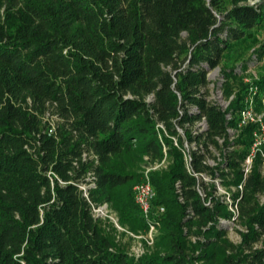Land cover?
<instances>
[{
    "label": "trees",
    "instance_id": "trees-1",
    "mask_svg": "<svg viewBox=\"0 0 264 264\" xmlns=\"http://www.w3.org/2000/svg\"><path fill=\"white\" fill-rule=\"evenodd\" d=\"M261 26L264 0H0V264H264L261 155L245 180L243 170L257 125L236 140L228 130L250 84L231 109L208 88L217 67L229 95L235 67L264 64V40L242 65L224 63ZM255 85L259 107L264 76ZM186 140L195 172L243 183L237 214L189 172ZM145 156L169 159L151 174L154 211L165 210L152 214L157 251L136 256L94 209L109 203L123 224L149 227L133 191ZM221 219L247 229L240 243Z\"/></svg>",
    "mask_w": 264,
    "mask_h": 264
},
{
    "label": "rangeland",
    "instance_id": "rangeland-1",
    "mask_svg": "<svg viewBox=\"0 0 264 264\" xmlns=\"http://www.w3.org/2000/svg\"><path fill=\"white\" fill-rule=\"evenodd\" d=\"M255 35H256V40L253 43H249L247 45H243L240 46L237 50H235L233 53L230 54V57H232V59L229 61L228 59L224 61V63L226 65H232L231 62L234 65H242V63H244L247 60L252 59L253 56V51L254 49L259 45V43L261 41L264 40V26L259 27L256 31H255ZM241 58V59H239ZM239 59V60H238ZM233 60V61H232ZM233 66V65H232ZM237 68V71L239 73L240 76V80L236 81V82H232V85H234L233 87V91L231 92V94H227V88L226 85L227 83V76H226V72L224 67H217L213 70H211L208 74V77L210 79V83H209V99L218 103L219 105H222L223 107H225L226 109H231L232 108V102L236 99V95L237 92L240 88H242V86L250 84V87L248 88V92L247 95L244 99L245 102V106L241 109H239L238 111H236L238 114L237 116V120L240 119V112L249 107L252 110H254L255 112H257L260 116L263 117L262 123H264V100H262L260 106L258 107L257 104V95L259 94L260 90L257 87L256 81H259L263 76H264V64L262 62H257L255 60H253L252 62H250V64H248L247 68L244 67H235ZM240 69V70H239ZM228 81H233V80H228ZM243 83H241V82ZM231 113H233L234 111L230 110ZM251 124H256L257 127L254 129V131L252 132V137L253 134L256 130L259 129V124L255 123V122H251L247 125H244L242 127L236 125L234 127V129L237 131V137H235L234 140L239 139L242 135V132L244 131V129ZM205 127L204 123H202L201 121H199L198 123H196V125H194L192 127V130L196 133V132H201V130ZM180 133L182 134L183 137H185V131L184 129L180 128ZM231 134L233 135V133L231 132ZM175 144H177V137L175 138ZM253 145V142H252ZM251 145V148H252ZM197 146L195 143H189L187 140L185 141V150L186 152H188V150H193L195 149ZM212 150V154L207 153V157H208V163L210 165H215L217 162H221L223 157L220 155V151L215 148L214 146L210 147ZM250 148V151H251ZM258 155H261L262 157V162H261V168L263 170L264 173V156L262 154V152H257L255 154L254 157V162L255 159ZM253 162V165H254ZM169 164V159H164L162 162H156V163H150L148 160V157L145 156V162L142 164V168H141V181L137 182L134 186H133V191H134V195H135V189L136 187L145 180V178L147 177V174L149 173L150 179H151V174L153 171L155 170H160V169H164L168 166ZM206 177H208V179H201L202 181H206L208 183H212L210 175H206ZM221 179V178H220ZM219 190L217 193H215L213 191L212 196L213 197H219L222 195H225V198H229L230 194L237 192V190L239 189L237 186L234 185H227L224 181H219ZM213 185V184H212ZM211 185V186H212ZM214 186L216 187V183L214 184ZM261 201L264 202V194H262L260 196ZM228 203H229V199H227ZM232 207L230 206L228 207L229 210L232 211ZM98 217H100L104 223V225L106 226L107 229H110L111 232L113 233V235L115 236L116 240L121 243L128 251L130 254L136 255V256H140L143 255L145 253H149V252H154L157 251V239L160 235V225L157 223H155V228L154 230L151 232L150 231V225L146 230H135L132 229L129 225L123 224L120 221V215L118 214V212L113 208V206H111L109 203H105L103 205L102 208V212H100V214H98ZM112 217H115L116 219H118L119 224L125 229V230H120L114 223ZM222 222L228 227L229 232H228V236L229 238L237 243H240L242 241V235L240 233V230L243 231H247V229L239 222L235 221V220H230V219H221ZM117 227V228H116ZM152 235V237H150V235ZM199 253V251L197 252ZM200 264V263H199Z\"/></svg>",
    "mask_w": 264,
    "mask_h": 264
},
{
    "label": "built area",
    "instance_id": "built-area-1",
    "mask_svg": "<svg viewBox=\"0 0 264 264\" xmlns=\"http://www.w3.org/2000/svg\"><path fill=\"white\" fill-rule=\"evenodd\" d=\"M222 106V105H221ZM223 107V106H222ZM224 109H226L225 107H223ZM240 119L237 121V125L242 127L244 125H247L251 122H255L259 124V129L256 130L253 134V145L251 148V151L249 152V154L246 156L244 162H243V170H244V180L246 179V177L249 175V173L252 171L253 169V162H254V157L255 154L259 151L262 152L263 156H264V123H262L263 117L260 116L257 112H255L254 110H252L251 108L247 107L245 109H243L240 112ZM227 118L228 120H233L234 115L233 113H228L227 114ZM202 123H204L205 127L201 130L204 131L207 128V122L205 120V118H203L202 120H200ZM159 126L164 127L162 123H159ZM229 133H230V137L231 140L234 139L235 137H237V131L234 129V126H231L230 128H228ZM231 132L233 133V135L231 134ZM223 141V139L221 140V142ZM185 153V159H186V163H187V167L190 173L194 174L195 176H197L199 179H208V177H206V175H209L207 173L204 172H195L192 168V156H191V151L188 150V152H186V150H184ZM208 159V158H207ZM208 162V160H207ZM219 162H217L215 165L212 166H216ZM212 181V183H208L205 181V183L207 184H215L216 183V187L214 192L217 193L219 190V181L221 180L218 176L213 177L210 175ZM222 181V180H221ZM177 185H179V183H177ZM82 188H84L85 190V194L88 195L87 192V188L86 186H82ZM238 191H241L243 189V183H241L238 186ZM198 191L200 192L201 196L203 197V199L207 200V204H212L211 201V196L208 195L207 190L205 189L203 184L198 185ZM233 194V193H232ZM232 194H230V197L227 198L229 199V203L227 201V199L225 198V195H222L221 197L225 199V201L228 203L229 207H232V212L237 214L238 213V205L237 203L233 202V196ZM156 197V190L151 182L149 173L147 174V177L145 178L144 181H142L135 189V200L136 203L141 207L145 217H147L148 221H149V225H150V231L152 232L155 228V222H153L152 220V214L154 211L153 208V200ZM180 199L183 201V196L180 197ZM104 205V204H103ZM103 205H100L98 207H95L94 211L96 216H98V214H100V212H102V208ZM164 207H159L157 208L156 213H161L164 212ZM115 225L120 229V230H125L120 224L118 219H116L115 217H112ZM150 237H152L151 234H149Z\"/></svg>",
    "mask_w": 264,
    "mask_h": 264
}]
</instances>
